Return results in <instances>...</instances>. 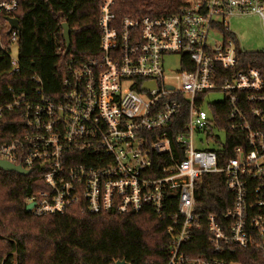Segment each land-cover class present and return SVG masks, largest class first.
Returning a JSON list of instances; mask_svg holds the SVG:
<instances>
[{"label": "built area", "instance_id": "built-area-1", "mask_svg": "<svg viewBox=\"0 0 264 264\" xmlns=\"http://www.w3.org/2000/svg\"><path fill=\"white\" fill-rule=\"evenodd\" d=\"M114 5L101 0L99 53L71 58L58 92L34 85L0 105V114L15 108L21 120L0 159L43 184L27 199L30 211L151 207L168 219L165 264H242L228 255L252 245L264 253V58L260 66L243 60L250 51L228 25L255 14L264 37V0H185L174 13L139 17H119ZM17 7L0 0L10 74L19 31L6 18ZM172 57L179 67L170 73ZM217 105L224 111L215 113ZM208 173H222L231 193L219 216L195 211L196 182ZM203 229L210 253L193 254L187 244Z\"/></svg>", "mask_w": 264, "mask_h": 264}, {"label": "trees", "instance_id": "trees-1", "mask_svg": "<svg viewBox=\"0 0 264 264\" xmlns=\"http://www.w3.org/2000/svg\"><path fill=\"white\" fill-rule=\"evenodd\" d=\"M17 1L12 16L20 25L18 68L10 74L7 53L0 50V105L11 101L13 95L29 93L34 85H40L48 94L58 92L71 58L77 62L99 53L97 22L101 0ZM184 3L185 0H115L114 11L119 17L165 16ZM63 22L70 27L68 51L62 36ZM263 58L260 52L243 54V60L255 66L262 65ZM35 78L40 83H35ZM8 86L14 88L13 93L7 91ZM213 110L224 111L218 105ZM20 121L18 109H5L0 114V145L15 133ZM230 154L226 148L219 160ZM42 187L35 171L21 175L0 169V264H116L118 260L165 264L168 219H160L151 207L137 213L92 214L74 205L61 214L35 216L25 206L28 197ZM195 195V211L204 215L219 216L231 205V193L225 188L222 173L204 174L196 182ZM187 245L193 254L210 253L204 229ZM228 259L264 264V253L252 245L236 249Z\"/></svg>", "mask_w": 264, "mask_h": 264}, {"label": "rangeland", "instance_id": "rangeland-1", "mask_svg": "<svg viewBox=\"0 0 264 264\" xmlns=\"http://www.w3.org/2000/svg\"><path fill=\"white\" fill-rule=\"evenodd\" d=\"M228 25L233 32L242 48L250 52H264L263 25L260 18L255 14L245 16H232L228 19ZM218 37V34H213ZM17 47L14 45L12 56H16ZM167 67L173 73L179 67V59L172 57L167 62Z\"/></svg>", "mask_w": 264, "mask_h": 264}, {"label": "water", "instance_id": "water-1", "mask_svg": "<svg viewBox=\"0 0 264 264\" xmlns=\"http://www.w3.org/2000/svg\"><path fill=\"white\" fill-rule=\"evenodd\" d=\"M6 19L8 20V23L10 24L11 28H15L18 31L20 30L19 20L17 18L7 17ZM61 27H62V36H63L65 46H66V51H68L71 45L70 27L66 22H63L61 24ZM0 169L5 170V171H14L21 175H28L30 173V170H26L22 168L20 165H15L4 159H0ZM33 205H34L33 202L27 203L25 206L26 211L29 212L31 208L33 207ZM116 264H128V263H126L125 261L118 260L116 261Z\"/></svg>", "mask_w": 264, "mask_h": 264}]
</instances>
